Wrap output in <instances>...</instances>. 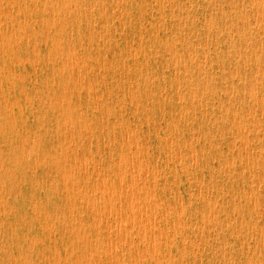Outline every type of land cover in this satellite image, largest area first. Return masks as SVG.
Listing matches in <instances>:
<instances>
[{"label": "rangeland", "instance_id": "1", "mask_svg": "<svg viewBox=\"0 0 264 264\" xmlns=\"http://www.w3.org/2000/svg\"><path fill=\"white\" fill-rule=\"evenodd\" d=\"M44 1L45 0H0V31H2L0 32V92H2V94L0 93V264H255L256 262V264H259V262L260 264H264V245L262 244L264 242V211H262L264 210V0H144V3L143 0H89L88 2L87 0H81V2H79L80 0ZM168 1H170L171 6ZM10 2L12 3L10 4ZM135 2L136 4H134ZM17 6L19 8H17ZM51 6H53L52 9ZM67 10L69 11L67 12ZM3 16H6V18ZM260 19L261 23L259 22ZM26 21L29 24H26ZM30 22H32V24ZM149 22H151L153 26ZM165 36H167V38ZM45 38L48 41H46ZM155 46L158 48L156 49ZM58 48L59 50L62 49L60 50V54ZM127 48L129 50H127ZM170 48L172 49L171 52ZM175 48H177V50ZM87 50L89 52H86ZM142 50L144 52H142ZM149 53L150 55H148ZM71 58L74 61L71 62ZM86 63L89 64L87 65ZM99 64L102 65L100 66ZM183 83L185 86H183ZM140 87L143 89L141 90ZM108 90L109 92H107ZM62 91L64 92L62 93ZM99 93L101 95H99ZM67 94H69V97ZM79 96L80 98H78ZM168 99L170 100L168 101ZM142 101L144 102L143 104ZM154 104L156 105L153 106ZM212 104L213 106H211ZM181 105H183V107ZM11 111L13 113H11ZM231 114L234 115L232 116ZM106 120L107 122H105ZM82 123L85 125H82ZM178 128L180 129L178 130ZM66 129L67 131H65ZM118 130L121 132L119 133ZM222 132L224 134H221ZM61 134L64 137H61ZM192 137L194 140H192ZM79 139H81V141ZM220 139L223 140L221 141ZM145 140L147 143H144L146 142ZM169 140H171V142ZM73 144H76L75 148ZM21 146L23 148H21ZM26 150L29 151V154ZM227 150L231 152L228 153ZM169 151H171V153ZM208 152H211V154ZM65 154H68L66 155L67 157H65ZM241 156L244 157V160ZM64 159H66V161H64ZM34 160L40 162L38 163ZM107 163L111 166L109 167ZM210 166H212V168ZM216 167L217 169H214ZM83 170L86 172H83ZM147 170L149 172H147ZM93 171L96 174H93ZM127 173H129V175ZM99 176L102 177L100 178ZM122 180L124 182H122ZM223 184H225V186ZM244 202L246 204H244ZM227 215H229V217ZM186 216L188 218H186ZM96 219L99 220L97 221ZM125 219H127L128 222ZM119 223H121V225ZM130 223L134 225L131 226ZM140 223L141 226L139 225ZM147 223L149 225H147ZM198 237L199 239H196ZM154 239L157 240V243ZM105 240H107V242ZM85 247L86 249L84 250ZM152 247L155 248L153 249ZM158 247L159 249H157ZM133 248H135V250ZM129 252L132 253L129 254ZM166 253L168 254L166 255ZM84 257L86 259H84Z\"/></svg>", "mask_w": 264, "mask_h": 264}, {"label": "bare ground", "instance_id": "2", "mask_svg": "<svg viewBox=\"0 0 264 264\" xmlns=\"http://www.w3.org/2000/svg\"><path fill=\"white\" fill-rule=\"evenodd\" d=\"M3 1H4V0H3ZM5 1H6V0H5ZM10 1H11V0H10ZM12 1H13V0H12ZM22 1H23V0H22ZM45 1H46V0H45ZM45 1H44V2H45ZM60 1H61V0H60ZM78 1H79V0H78ZM88 1H89V0H87V2H88ZM105 1H106V0H105ZM120 1H121V0H120ZM227 1H228V0H227ZM253 1H254V0H253ZM256 1H258V0H256ZM8 2H9V1H8ZM16 2H17V1H16ZM64 2H65V1H64ZM72 2H73V1H72ZM79 2H81V0H80ZM82 2H84V1H82ZM123 2H125V1H123ZM146 2H147V1H146ZM148 2H150V1H148ZM156 2H157V1H156ZM168 2L170 3V1H168ZM190 2H191V1H190ZM223 2H224V1H223ZM2 3H3V2H2ZM2 3H1V4H2ZM11 3H12V2H10V4H11ZM22 3H23V2H22ZM41 3H42V2H41ZM48 3H49V2H48ZM56 3H57V2H56ZM112 3H113V2H112ZM125 3H126V2H125ZM143 3H144V0H143ZM257 3H258V2H257ZM6 4H7V3H6ZM14 4H15V3H14ZM16 4H17V3H16ZM43 4H44V3H43ZM72 4H73V3H72ZM116 4H117V3H116ZM134 4H136V2H135ZM147 4H148V3H147ZM27 5H28V4H27ZM27 5H26V6H27ZM50 5H51V3H50ZM53 5H54V4H53ZM87 5H88V4H87ZM91 5H92V4H91ZM95 5H96V2H95ZM120 5H121V4H120ZM139 5H140V4H139ZM158 5H159V4H158ZM182 5H183V4H182ZM191 5H192V4H191ZM227 5H228V4H227ZM11 6H12V5H11ZM28 6H29V5H28ZM35 6H36V4H35ZM35 6H34V7H35ZM66 6H67V4H66ZM70 6H71V2H70ZM76 6H77V5H76ZM101 6H102V5H101ZM104 6H105V5H104ZM108 6H109V5H108ZM145 6H146V5H145ZM150 6H151V5H150ZM150 6H149V8H150ZM170 6H171V3H170ZM176 6H177V4H176ZM180 6H181V5H180ZM260 6H261V5H260ZM52 7H53V6H51V9H52ZM83 7H84V6H83ZM133 7H134V6H133ZM168 7H169V6H168ZM174 7H175V6H174ZM174 7H173V8H174ZM197 7H198V6H197ZM241 7H242V6H241ZM247 7H248V6H247ZM17 8H19V7L17 6ZM25 8H26V7H25ZM31 8H32V7H31ZM64 8H65V7H64ZM69 8H70V7H69ZM85 8H86V7H85ZM85 8H84V9H85ZM95 8H96V7H95ZM152 8H153V7H152ZM1 9H2V8H1ZM45 9H46V8H45ZM65 9H66V8H65ZM89 9H90V8H89ZM97 9H98V8H97ZM102 9H103V8H102ZM163 9H164V7H163ZM180 9H181V8H180ZM6 10H7V9H6ZM13 10H14V9H13ZM36 10H37V9H36ZM61 10H62V9H61ZM124 10H125V9H124ZM140 10H141V9H140ZM142 10H143V9H142ZM144 10H145V9H144ZM150 10H151V9H150ZM233 10H234V9H233ZM233 10H232V12H233ZM254 10H255V9H254ZM261 10H262V9H261ZM0 11H1V10H0ZM24 11H25V10H24ZM28 11H29V8H28ZM62 11H63V10H62ZM68 11H69V10H67V12H68ZM76 11H77V10H76ZM90 11H91V10H90ZM106 11H107V10H106ZM108 11H109V10H108ZM113 11H114V10H113ZM246 11H247V10H246ZM11 12H12V11H11ZM18 12H19V11H18ZM22 12H23V11H22ZM60 12H61V11H60ZM86 12H87V11H86ZM96 12H97V11H96ZM101 12H102V11H101ZM101 12H100V13H101ZM6 13H7V12H6ZM8 13H9V12H8ZM34 13H35V12H34ZM46 13H47V12H46ZM57 13H58V12H57ZM64 13H65V12H64ZM78 13H79V12H78ZM84 13H85V12H84ZM139 13H140V12H139ZM141 13H142V12H141ZM159 13H160V12H159ZM250 13H251V12H250ZM2 14H3V13H2ZM17 14H18V13H17ZM22 14H23V13H22ZM26 14H27V13H26ZM30 14H31V13H30ZM55 14H56V13H55ZM58 14H59V13H58ZM85 14H86V13H85ZM105 14H106V13H105ZM115 14H116V13H115ZM131 14H132V13H131ZM144 14H145V13H144ZM201 14H202V13H201ZM211 14H212V13H211ZM222 14H223V13H222ZM11 15H12V14H11ZM51 15H52V14H51ZM78 15H79V14H78ZM80 15H81V14H80ZM87 15H88V14H87ZM94 15H95V14H94ZM106 15H107V14H106ZM150 15H151V14H150ZM155 15H156V14H155ZM208 15H209V14H208ZM56 16H57V15H56ZM75 16H77V15H75ZM85 16H86V15H85ZM88 16H89V15H88ZM91 16H92V15H91ZM126 16H127V15H126ZM202 16H203V15H202ZM226 16H227V15H226ZM3 17L6 18V16H3ZM29 17H31V16H29ZM42 17H43V16H42ZM54 17H55V16H54ZM66 17H67V15H66ZM68 17H70V16H68ZM100 17H101V16H100ZM104 17H106V16H104ZM227 17H228V16H227ZM258 17H259V16H258ZM61 18H62V17H61ZM161 18H162V17H161ZM189 18H190V17H189ZM197 18H198V16H197ZM11 19H12V18H11ZM19 19H20V18H19ZM52 19H53V17H52ZM58 19H59V18H58ZM80 19H81V17H80ZM106 19H107V18H106ZM156 19H157V18H156ZM261 19H262V17H261ZM261 19L259 20L260 23H261ZM9 20H10V19H9ZM42 20H43V19H42ZM45 20H47V19H45ZM55 20H56V19H55ZM55 20H54V21H55ZM95 20H96V19H95ZM101 20H102V19H101ZM104 20H105V19H104ZM126 20H127V19H126ZM126 20H125V21H126ZM157 20H158V19H157ZM178 20H179V19H178ZM204 20H205V19H204ZM11 21H12V20H11ZM15 21H17V20H15ZM27 21H28V20H27ZM27 21H26V22H27ZM57 21H58V20H57ZM61 21H62V20H61ZM61 21H60V22H61ZM112 21H113V20H112ZM180 21H181V20H180ZM23 22H24V21H23ZM66 22H67V20H66ZM66 22H65V23H66ZM74 22H75V21H74ZM74 22H73V23H74ZM96 22H97V21H96ZM162 22H163V21H162ZM175 22H176V21H175ZM178 22H179V21H178ZM191 22H192V20H191ZM246 22H247V21H246ZM0 23H1V22H0ZM12 23H13V22H12ZM30 23L32 24V22H30ZM46 23H47V22H46ZM79 23H80V21H79ZM85 23H86V22H85ZM101 23H102V22H101ZM118 23H120V22H118ZM130 23H131V22H130ZM149 23L151 24V22H149ZM260 23H259V24H260ZM16 24H17V23H16ZM26 24H29V23L27 22ZM53 24H54V23H53ZM57 24H58V23H57ZM68 24H69V23H68ZM88 24H89V23H88ZM92 24H93V23H92ZM113 24H114V23H113ZM116 24H117V23H116ZM122 24H123V23H122ZM143 24H144V23H143ZM0 25H1V24H0ZM101 25H102V24H101ZM114 25H115V24H114ZM132 25H133V24H132ZM151 25H152V24H151ZM8 26H9V25H8ZM22 26H23V25H22ZM22 26H21V27H22ZM30 26H31V25H30ZM47 26H48V25H47ZM47 26H46V27H47ZM52 26H53V25H52ZM65 26H66V25H65ZM70 26H71V25H70ZM84 26H85V25H84ZM117 26H118V25H117ZM149 26H150V25H149ZM152 26H153V25H152ZM186 26H187V25H186ZM196 26H197V25H196ZM231 26H232V25H231ZM19 27H20V26H19ZM33 27H34V26H33ZM33 27H32V28H33ZM41 27H42V25H41ZM60 27H61V26H60ZM60 27H59V29H60ZM66 27H67V26H66ZM99 27H100V26H99ZM111 27H112V26H111ZM138 27H139V26H138ZM205 27H206V26H205ZM237 27H238V26H237ZM6 28H7V27H6ZM11 28H12V27H11ZM15 28H16V27H15ZM26 28H27V27H26ZM28 28H29V26H28ZM30 28H31V27H30ZM50 28H51V27H50ZM61 28H62V27H61ZM69 28H70V27H69ZM80 28H81V27H80ZM80 28H79V29H80ZM108 28H109V26H108ZM155 28H156V27H155ZM180 28H181V27H180ZM227 28H228V27H227ZM19 29H21V28H19ZM23 29H24V28H23ZM43 29H44V28H43ZM54 29H55V28H54ZM66 29H68V28H66ZM121 29H122V28H121ZM138 29H139V28H138ZM146 29H147V28H146ZM157 29H158V28H157ZM165 29H166V28H165ZM52 30H53V29H52ZM57 30H58V29H57ZM139 30H140V29H139ZM162 30H163V29H162ZM162 30H161V31H162ZM169 30H170V29H169ZM5 31H6V30H5ZM17 31H18V30H17ZM23 31H24V30H23ZM47 31H48V30H47ZM90 31H91V30H90ZM101 31H103V30H101ZM116 31H117V30H116ZM157 31H158V30H157ZM225 31H226V30H225ZM230 31H231V29H230ZM0 32H2V31H0ZM13 32H14V31H13ZM24 32H25V31H24ZM35 32H36V31H35ZM45 32H46V31H45ZM62 32H63V31H62ZM68 32H69V31H68ZM68 32H67V33H68ZM71 32H72V31H71ZM99 32H100V31H99ZM163 32H164V31H163ZM11 33H12V32H11ZM14 33H15V32H14ZM32 33H33V32H32ZM40 33H41V32H40ZM40 33H39V34H40ZM53 33H54V32H53ZM53 33H52V34H53ZM59 33H60V32H59ZM59 33H58V34H59ZM78 33H79V32H78ZM91 33H92V32H91ZM110 33H111V32H110ZM157 33H158V32H157ZM25 34H26V33H25ZM28 34H29V33H28ZM33 34H34V33H33ZM46 34H47V33H46ZM71 34H72V33H71ZM95 34H96V32H95ZM119 34H120V33H119ZM170 34H171V33H170ZM5 35H6V34H5ZM5 35H4V36H5ZM19 35H20V34H19ZM36 35H38V34H36ZM66 35H67V34H66ZM88 35H89V34H88ZM156 35H157V34H156ZM173 35H175V34H173ZM0 36H1V35H0ZM33 36H34V35H33ZM58 36H59V35H58ZM60 36H61V35H60ZM63 36H64V35H63ZM67 36H69V35H67ZM175 36H176V35H175ZM8 37H11V36H8ZM23 37H24V36H23ZM56 37H57V36H56ZM88 37H89V36H88ZM92 37H93V36H92ZM99 37H100V36H99ZM126 37H127V36H126ZM165 37L167 38V36H165ZM233 37H234V36H233ZM0 38H1V37H0ZM13 38H14V37H13ZM19 38H21V37H19ZM59 38H60V37H59ZM63 38H64V37H63ZM70 38H71V37H70ZM86 38H87V37H86ZM172 38H173V37H172ZM247 38H248V37H247ZM35 39H36V38H35ZM102 39H103V38H102ZM104 39H105V38H104ZM107 39H108V37H107ZM107 39H106V40H107ZM121 39H122V38H121ZM121 39H120V40H121ZM7 40H8V38H7ZM7 40H6V41H7ZM18 40H19V39H18ZM25 40H26V39H25ZM42 40H43V39H42ZM45 40H46V38H45ZM50 40H51V38H50ZM69 40H70V39H69ZM94 40H95V39H94ZM129 40H130V39H129ZM171 40H172V39H171ZM181 40H182V39H181ZM183 40H184V39H183ZM188 40H189V39H188ZM2 41H3V40H2ZM14 41H15V40H14ZM14 41H13V42H14ZM46 41H48V40H46ZM58 41H59V40H58ZM80 41H82V40H80ZM84 41H85V40H84ZM84 41H83V42H84ZM88 41H89V40H88ZM110 41H111V40H110ZM116 41H117V40H116ZM139 41H140V39H139ZM139 41H138V42H139ZM174 41H175V40H174ZM197 41H198V40H197ZM204 41H205V40H204ZM216 41H217V40H216ZM15 42H16V41H15ZM15 42H14V43H15ZM61 42H62V41H61ZM70 42H71V41H70ZM86 42H87V41H86ZM89 42H90V41H89ZM98 42H99V41H98ZM147 42H148V41H147ZM152 42H153V41H152ZM166 42H167V41H166ZM66 43H67V42H66ZM74 43H75V42H74ZM84 43H85V42H84ZM139 43H140V42H139ZM156 43H157V42H156ZM180 43H181V42H180ZM180 43H179V44H180ZM18 44H19V42H18ZM27 44H28V43H27ZM166 44H167V43H166ZM197 44H198V43H197ZM245 44H246V42H245ZM10 45H12V44H10ZM13 45H14V44H13ZM66 45H67V44H66ZM76 45H77V44H76ZM86 45H89V44H86ZM113 45H114V44H113ZM134 45H135V44H134ZM151 45H153V44H151ZM171 45H172V44H171ZM188 45H189V44H188ZM205 45H206V44H205ZM19 46H20V45H19ZM64 46H65V45H64ZM77 46H78V45H77ZM79 46H80V44H79ZM96 46H97V45H96ZM101 46H102V45H101ZM107 46H108V45H107ZM109 46H110V45H109ZM109 46H108V47H109ZM136 46H137V45H136ZM202 46H203V45H202ZM2 47H3V45H2ZM8 47H9V45H8ZM25 47H26V46H25ZM54 47H56V46H54ZM98 47H99V46H98ZM110 47H111V46H110ZM112 47H113V46H112ZM121 47H122V46H121ZM132 47H133V46H132ZM138 47H139V46H138ZM143 47H144V46H143ZM155 47H156V46H155ZM179 47H180V45H179ZM184 47H185V46H184ZM195 47H196V46H195ZM217 47H218V46H217ZM62 48H63V47H62ZM84 48H85V47H84ZM93 48H94V47H93ZM129 48H130V46H129ZM157 48H158V47H156V49H157ZM167 48H168V47H167ZM186 48H187V47H186ZM196 48H197V47H196ZM201 48H202V47H201ZM208 48H209V47H208ZM208 48H207V49H208ZM215 48H216V47H215ZM10 49H11V48H10ZM15 49H16V48H15ZM67 49H68V48H67ZM72 49H73V48H72ZM86 49H87V48H86ZM101 49H102V47H101ZM131 49H132V48H131ZM175 49L177 50V48H175ZM182 49H183V48H182ZM202 49H203V48H202ZM4 50H5V49H4ZM34 50H35V49H34ZM48 50H50V49H48ZM51 50H52V49H51ZM58 50H59V48H58ZM58 50H57V51H58ZM60 50H62V49H60ZM60 50L58 51L59 54H60ZM68 50H69V49H68ZM68 50H67V51H68ZM102 50H103V49H102ZM127 50H129V49L127 48ZM135 50H136V49H135ZM135 50H134V51H135ZM171 50H172V49L170 48V52H171ZM1 51H2V50H1ZM11 51H12V50H11ZM24 51H25V50H24ZM37 51H38V50H37ZM67 51H66V52H67ZM73 51H74V50H73ZM95 51H96V50H95ZM140 51H141V50H140ZM155 51H156V50H155ZM160 51H161V50H160ZM180 51H181V50H180ZM209 51H211V50H209ZM260 51H261V49H260ZM21 52H22V50H21ZM86 52H89V51L87 50ZM100 52H101V51H100ZM112 52H113V51H112ZM142 52H144V51L142 50ZM185 52H186V51H185ZM187 52H188V51H187ZM190 52H191V51H190ZM201 52H202V51H201ZM47 53H48V52H47ZM108 53H109V52H108ZM132 53H133V52H132ZM139 53H140V52H139ZM176 53H177V52H176ZM202 53H203V52H202ZM202 53H201V54H202ZM55 54H56V51H55ZM68 54H69V53H68ZM124 54H125V53H124ZM129 54H130V53H129ZM140 54H142V53H140ZM155 54H157V53H155ZM194 54H195V52H194ZM196 54H197V53H196ZM84 55H85V54H84ZM90 55H91V53H90ZM125 55H126V54H125ZM142 55H143V54H142ZM148 55H150V53H149ZM185 55H186V54H185ZM211 55H212V54H211ZM17 56H18V55H17ZM17 56H16V57H17ZM47 56H48V55H47ZM50 56H51V55H50ZM56 56H57V55H56ZM58 56H59V55H58ZM61 56H62V55H61ZM74 56H75V55H74ZM87 56H88V55H87ZM91 56H92V55H91ZM100 56H101V55H100ZM103 56H104V54H103ZM137 56H138V55H137ZM143 56H144V55H143ZM145 56H146V55H145ZM164 56H165V55H164ZM178 56H180V55H178ZM192 56H194V55H192ZM217 56H218V54H217ZM19 57H20V56H19ZM27 57H28V56H27ZM52 57H53V56H52ZM59 57H60V56H59ZM62 57H63V56H62ZM77 57H78V56H77ZM80 57H81V56H80ZM110 57H112V56H110ZM161 57H162V56H161ZM170 57H171V56H170ZM172 57H173V56H172ZM181 57H182V56H181ZM207 57H208V55H207ZM36 58H37V56H36ZM56 58H57V57H56ZM74 58H75V57H74ZM84 58H85V56H84ZM100 58H101V57H100ZM105 58H106V55H105ZM115 58H116V57H115ZM118 58H119V57H118ZM137 58H138V57H137ZM173 58H174V57H173ZM194 58H195V57H194ZM197 58H198V57H197ZM220 58H221V57H220ZM46 59H47V58H46ZM49 59H51V58H49ZM59 59H60V58H59ZM65 59H66V57H65ZM79 59H81V58H79ZM97 59H98V58H97ZM97 59H96V60H97ZM108 59H109V58H108ZM127 59H128V58H127ZM132 59H134V58H132ZM166 59H167V58H166ZM195 59H196V58H195ZM202 59H203V58H202ZM209 59H210V58H209ZM230 59H232V58H230ZM25 60H26V59H25ZM27 60H28V59H27ZM37 60H38V59H37ZM42 60H43V59H42ZM47 60H48V59H47ZM57 60H58V59H57ZM70 60H71V62L74 61V60H72V58H71ZM120 60H121V59H120ZM143 60H144V59H143ZM145 60H146V59H145ZM145 60H144V61H145ZM158 60H159V59H158ZM191 60H192V59H191ZM197 60H198V59H197ZM207 60H208V59H207ZM217 60H218V59H217ZM9 61H10V60H9ZM11 61H12V60H11ZM16 61H17V60H16ZM28 61H29V60H28ZM28 61H27V62H28ZM32 61H33V60H32ZM32 61H30V62H32ZM61 61H62V60H61ZM66 61H67V60H66ZM109 61H111V60H109ZM123 61H124V60H123ZM146 61H147V60H146ZM153 61H154V60H153ZM165 61H166V60H165ZM43 62H44V61H43ZM53 62H54V61H53ZM53 62H52V63H53ZM63 62H64V60H63ZM68 62H70V61H68ZM80 62H81V60H80ZM121 62H122V61H121ZM155 62H156V61H155ZM155 62H154V63H155ZM192 62H193V61H192ZM203 62H204V61H203ZM227 62H228V61H227ZM18 63H19V61H18ZM77 63H78V62H77ZM83 63H84V62H83ZM150 63H151V62H150ZM198 63H199V62H198ZM234 63H235V62H234ZM2 64H3V63H2ZM64 64H65V63H64ZM73 64H74V63H73ZM86 64H87V63H86ZM88 64H89V63H88ZM88 64H87V65H88ZM97 64H98V62H97ZM105 64H106V62H105ZM108 64H109V63H108ZM151 64H152V63H151ZM155 64H156V63H155ZM165 64H166V63H165ZM22 65H24V64H22ZM40 65H41V64H40ZM83 65H84V64H83ZM99 65H100V64H99ZM101 65H102V64H101ZM101 65H100V66H101ZM123 65H124V64H123ZM123 65H122V66H123ZM157 65H158V64H157ZM159 65H160V62H159ZM178 65H179V64H178ZM209 65H210V64H209ZM13 66H14V65H13ZM81 66H82V65H81ZM91 66H92V65H91ZM91 66H90V67H91ZM96 66H97V65H96ZM100 66H99V67H100ZM113 66H114V65H113ZM162 66H163V65H162ZM164 66H165V65H164ZM167 66H168V65H167ZM190 66H191V65H190ZM201 66H202V65H201ZM204 66H205V64H204ZM36 67H37V66H36ZM52 67H53V66H52ZM64 67H65V66H64ZM88 67H89V66H88ZM118 67H119V66H118ZM174 67H175V66H174ZM216 67H217V66H216ZM227 67H228V65H227ZM246 67H247V66H246ZM255 67H256V66H255ZM92 68H93V67H92ZM116 68H117V66H116ZM200 68H201V67H200ZM209 68H210V67H209ZM209 68H208V69H209ZM249 68H250V67H249ZM257 68H258V67H257ZM2 69H3V67H2ZM53 69H54V68H53ZM83 69H84V68H83ZM85 69H86V68H85ZM100 69H101V68H100ZM100 69H99V70H100ZM109 69H110V68H109ZM125 69H126V68H125ZM140 69H141V68H140ZM171 69H172V68H171ZM177 69H179V68H177ZM187 69H188V68H187ZM189 69H190V68H189ZM215 69H216V68H215ZM227 69H228V68H227ZM61 70H62V69H61ZM70 70H71V68H70ZM99 70H98V71H99ZM138 70H139V69H138ZM173 70H174V69H173ZM181 70H182V69H181ZM196 70H197V69H196ZM202 70H203V69H202ZM218 70H219V69H218ZM261 70H262V69H261ZM13 71H14V70H13ZM34 71H35V68H34ZM52 71H53V70H52ZM58 71H59V70H58ZM62 71H63V70H62ZM65 71H66V70H65ZM104 71H106V70H104ZM117 71H118V70H117ZM119 71H120V70H119ZM134 71H135V70H134ZM136 71H137V70H136ZM179 71H180V70H179ZM221 71H222V70H221ZM226 71H227V70H226ZM26 72H27V71H26ZM71 72H72V71H71ZM73 72H74V71H73ZM125 72H127V71H125ZM137 72H139V71H137ZM137 72H136V73H137ZM145 72H146V70H145ZM149 72H150V71H149ZM180 72H181V71H180ZM197 72H198V71H197ZM228 72H229V71H228ZM247 72H248V70H247ZM251 72H252V71H251ZM263 72H264V71H263ZM76 73H77V72H76ZM80 73H81V72H80ZM91 73H92V72H91ZM91 73H90V74H91ZM94 73H95V72H94ZM117 73H118V72H117ZM162 73H163V72H162ZM168 73H169V72H168ZM223 73H224V72H223ZM235 73H236V72H235ZM237 73H239V72H237ZM61 74H62V73H61ZM70 74H72V73H70ZM86 74H87V73H86ZM95 74H96V73H95ZM146 74H147V73H146ZM156 74H157V73H156ZM199 74H201V73H199ZM207 74H208V73H207ZM259 74H260V73H259ZM261 74H262V73H261ZM263 74H264V73H263ZM66 75H67V74H66ZM72 75H73V74H72ZM84 75H85V74H84ZM138 75H139V74H138ZM183 75H184V74H183ZM216 75H217V74H216ZM220 75H221V74H220ZM224 75H225V73H224ZM231 75H232V74H231ZM16 76H17V74H16ZM28 76H29V75H28ZM52 76H53V75H52ZM91 76H92V75H91ZM96 76H97V75H96ZM102 76H103V75H102ZM109 76H110V75H109ZM120 76H121V75H120ZM127 76H128V75H127ZM131 76H132V75H131ZM162 76H163V75H162ZM184 76H185V75H184ZM190 76H191V75H190ZM192 76H193V75H192ZM237 76H238V75H237ZM237 76H236V77H237ZM262 76H263V75H262ZM14 77H15V75H14ZM20 77H21V76H20ZM29 77H30V76H29ZM56 77H57V76H56ZM62 77H63V76H62ZM69 77H70V76H69ZM78 77H79V76H78ZM86 77H87V75H86ZM135 77H136V76H135ZM140 77H141V76H140ZM210 77H212V76H210ZM210 77H209V78H210ZM218 77H219V76H218ZM244 77H245V76H244ZM247 77H248V76H247ZM34 78H35V77H34ZM51 78H52V77H51ZM64 78H66V77H64ZM79 78H80V77H79ZM82 78H85V77H82ZM131 78H132V77H131ZM131 78H130V79H131ZM141 78H142V77H141ZM148 78H149V77H148ZM162 78H163V77H162ZM168 78H169V77H168ZM183 78H184V77H183ZM187 78H188V77H187ZM193 78H194V77H193ZM212 78H213V77H212ZM231 78H232V77H231ZM251 78H252V77H251ZM262 78H263V77H262ZM262 78H261V79H262ZM67 79H68V78H67ZM91 79H92V78H91ZM118 79H119V78H118ZM127 79H128V78H127ZM150 79H151V78H150ZM175 79H176V78H175ZM203 79H204V78H203ZM219 79H220V78H219ZM240 79H241V78H240ZM257 79H258V78H257ZM57 80H58V79H57ZM62 80H63V79H62ZM76 80H77V79H76ZM87 80H88V79H87ZM95 80H96V79H95ZM121 80H122V79H121ZM143 80H144V79H143ZM147 80H148V79H147ZM201 80H202V79H201ZM223 80H224V79H223ZM227 80H231V79H227ZM237 80H238V79H237ZM129 81H130V80H129ZM166 81H167V80H166ZM183 81H184V80H183ZM214 81H215V80H214ZM29 82H30V81H29ZM75 82H76V81H75ZM97 82H98V81H97ZM121 82H122V81H121ZM138 82H139V81H138ZM199 82H200V81H199ZM204 82H207V81H204ZM209 82H211V81H209ZM263 82H264V81H263ZM22 83H23V82H22ZM36 83H37V82H36ZM76 83H77V82H76ZM82 83H83V80H82ZM113 83H114V82H113ZM116 83H117V82H116ZM134 83H135V82H134ZM141 83H142V82H141ZM147 83H148V82H147ZM149 83H150V82H149ZM181 83H182V82H181ZM190 83H191V82H190ZM211 83H212V82H211ZM238 83H239V82H238ZM250 83H251V82H250ZM258 83H259V82H258ZM53 84H54V83H53ZM63 84H64V82H63ZM77 84H78V83H77ZM88 84H89V83H88ZM106 84H107V83H106ZM125 84H126V83H125ZM167 84H168V83H167ZM183 84H184V83H183ZM191 84H192V83H191ZM204 84H205V83H204ZM225 84H226V83H225ZM248 84H249V81H248ZM261 84H262V82H261ZM45 85H46V84H45ZM51 85H52V84H51ZM57 85H58V84H57ZM90 85H91V84H90ZM94 85H95V83H94ZM103 85H104V84H103ZM103 85H102V86H103ZM122 85H123V84H122ZM145 85H146V84H145ZM163 85H164V84H163ZM173 85H174V84H173ZM181 85H182V84H181ZM200 85H201V84H200ZM200 85H199V86H200ZM215 85H216V84H215ZM243 85H244V84H243ZM263 85H264V84H263ZM13 86H14V85H13ZM33 86H34V85H33ZM63 86H64V85H63ZM66 86H67V84H66ZM176 86H177V85H176ZM183 86H185V84H184ZM196 86H197V85H196ZM203 86H204V85H203ZM208 86H209V84H208ZM247 86H249V85H247ZM251 86H252V85H251ZM256 86H257V85H256ZM260 86H261V85H260ZM45 87H46V86H45ZM51 87H52V86H51ZM51 87H50V88H51ZM83 87H84V85H83ZM88 87H89V86H88ZM92 87H93V86H92ZM92 87H91V88H92ZM103 87H104V86H103ZM123 87H124V86H123ZM151 87H152V86H151ZM163 87H164V86H163ZM192 87H193V85H192ZM204 87H205V86H204ZM46 88H47V87H46ZM64 88H65V87H64ZM75 88H77V87H75ZM134 88H135V87H134ZM161 88H162V87H161ZM165 88H166V87H165ZM188 88H189V87H188ZM211 88H212V85H211ZM218 88H219V87H218ZM241 88H242V87H241ZM248 88H249V87H248ZM81 89H82V88H81ZM94 89H95V88H94ZM109 89H110V88H109ZM140 89H141V87H140ZM142 89H143V88H142ZM142 89H141V90H142ZM162 89H163V88H162ZM162 89H161V90H162ZM174 89H175V88H174ZM179 89H180V87H179ZM251 89H252V88H251ZM253 89H254V87H253ZM255 89H256V88H255ZM263 89H264V88H263ZM23 90H24V89H23ZM38 90H39V89H38ZM62 90H63V89H62ZM88 90H89V89H88ZM105 90H106V89H105ZM138 90H139V89H138ZM144 90H145V89H144ZM147 90H148V89H147ZM182 90H183V89H182ZM194 90H195V88H194ZM217 90H218V89H217ZM242 90H243V89H242ZM242 90H241V91H242ZM244 90H245V88H244ZM247 90H248V89H247ZM19 91H21V90H19ZM75 91H76V90H75ZM80 91H81V90H80ZM80 91H79V92H80ZM102 91H103V90H102ZM162 91H164V90H162ZM186 91H187V90H186ZM191 91H192V90H191ZM203 91H204V90H203ZM25 92H26V91H25ZM47 92H48V91H47ZM63 92H64V91H62V93H63ZM73 92H74V91H73ZM107 92H109V90H108ZM150 92H151V91H150ZM175 92H176V91H175ZM175 92H174V93H175ZM206 92H207V91H206ZM209 92H210V91H209ZM220 92H221V91H220ZM235 92H236V91H235ZM0 93L2 94V92H0ZM76 93H77V92H76ZM87 93H89V92H87ZM110 93H111V92H110ZM115 93H116V92H115ZM124 93H125V92H124ZM138 93H139V92H138ZM160 93H161V92H160ZM164 93H165V92H164ZM200 93H201V92H200ZM202 93H203V92H202ZM210 93H211V92H210ZM215 93H216V92H215ZM252 93H253V92H252ZM78 94H79V93H78ZM91 94H92V93H91ZM95 94H96V93H95ZM97 94H98V93H97ZM170 94H171V93H170ZM216 94H217V93H216ZM241 94H242V93H241ZM243 94H244V93H243ZM67 95H68V97H69V94H67ZM72 95H73V94H72ZM88 95H89V94H88ZM99 95H101V94L99 93ZM107 95H108V94H107ZM160 95H161V94H160ZM176 95H177V94H176ZM212 95H213V94H212ZM224 95H225V94H224ZM234 95H235V94H234ZM246 95H247V93H246ZM250 95H251V94H250ZM252 95H253V94H252ZM60 96H61V95H60ZM77 96H78V95H77ZM92 96H93V95H92ZM95 96H96V95H95ZM97 96H98V95H97ZM109 96H110V94H109ZM180 96H183V95H180ZM187 96H188V95H187ZM190 96H191V95H190ZM198 96H200V95H198ZM217 96H218V95H217ZM238 96H239V95H238ZM98 97H99V96H98ZM105 97H106V96H105ZM150 97H151V96H150ZM169 97H170V96H169ZM233 97H234V96H233ZM24 98H25V97H24ZM27 98H28V97H27ZM27 98H26V99H27ZM60 98H61V97H60ZM78 98H80V96H79ZM86 98H87V97H86ZM96 98H97V97H96ZM116 98H117V97H116ZM118 98H119V97H118ZM132 98H133V97H132ZM182 98H183V97H182ZM188 98H189V97H188ZM203 98H204V96H203ZM246 98H247V97H246ZM258 98H259V97H258ZM258 98H257V99H258ZM3 99H4V98H3ZM6 99H7V98H6ZM69 99H70V98H69ZM103 99H105V98H103ZM120 99H121V98H120ZM120 99H119V100H120ZM166 99H167V97H166ZM221 99H222V98H221ZM227 99H228V98H227ZM257 99H256V101H257ZM27 100H28V99H27ZM29 100H30V99H29ZM53 100H54V99H53ZM59 100H61V99H59ZM63 100H64V99H63ZM87 100H88V99H87ZM131 100H132V99H131ZM139 100H140V99H139ZM145 100H146V99H145ZM147 100H148V98H147ZM149 100H150V99H149ZM169 100H170V99H168V101H169ZM190 100H191V99H190ZM198 100H199V99H198ZM218 100H219V99H218ZM239 100H241V99H239ZM250 100H251V98H250ZM261 100H262V99H261ZM32 101H33V100H32ZM36 101H37V100H36ZM50 101H51V100H50ZM102 101H103V100H102ZM137 101H138V99H137ZM151 101H152V100H151ZM181 101H182V100H181ZM181 101H180V102H181ZM209 101H210V100H209ZM226 101H227V100H226ZM258 101H260V100H258ZM51 102H52V101H51ZM57 102H58V101H57ZM61 102H62V101H61ZM114 102H115V101H114ZM117 102H118V101H117ZM125 102H126V101H125ZM130 102H131V101H130ZM133 102H135V101H133ZM138 102H139V101H138ZM138 102H137V103H138ZM176 102H177V101H176ZM199 102H200V101H199ZM231 102H232V101H231ZM241 102H242V101H241ZM260 102H261V101H260ZM262 102H263V101H262ZM53 103H54V101H53ZM67 103H68V102H67ZM73 103H74V102H73ZM73 103H72V104H73ZM89 103H90V102H89ZM97 103H98V102H97ZM106 103H107V102H106ZM143 103H144V102L142 101V104H143ZM150 103H151V102H150ZM157 103H158V102H157ZM203 103H204V101H203ZM251 103H252V102H251ZM3 104H4V103H3ZM15 104H16V103H15ZM56 104H57V103H56ZM58 104H59V103H58ZM60 104H61V103H60ZM109 104H110V103H109ZM112 104H113V103H112ZM115 104H116V102H115ZM140 104H141V103H140ZM147 104H148V103H147ZM152 104H153V103H152ZM161 104H162V103H161ZM180 104H181V103H180ZM182 104H183V103H182ZM218 104H219V103H218ZM238 104H239V103H238ZM4 105H5V104H4ZM24 105H25V104H24ZM61 105H62V104H61ZM65 105H66V104H65ZM87 105H88V104H87ZM93 105H94V103H93ZM99 105H100V104H99ZM103 105H104V104H103ZM107 105H108V104H107ZM155 105H156V104H154L153 106H155ZM186 105H187V104H186ZM68 106H69V105H68ZM73 106H74V105H73ZM75 106H76V105H75ZM77 106H78V105H77ZM105 106H106V105H105ZM116 106H117V105H116ZM121 106H122V105H121ZM161 106H162V105H161ZM181 106L183 107V105H181ZM187 106H188V105H187ZM194 106H195V105H194ZM211 106H213V104H212ZM231 106H232V104H231ZM250 106H252V105H250ZM260 106H262V105H260ZM89 107H90V106H89ZM97 107H98V106H97ZM99 107H100V106H99ZM240 107H241V106H240ZM38 108H39V107H38ZM59 108H60V107H59ZM124 108H125V107H124ZM145 108H146V106H145ZM151 108H153V107H151ZM167 108H168V107H167ZM193 108H194V107H193ZM211 108H212V107H211ZM261 108H262V107H261ZM74 109H75V107H74ZM77 109H78V108H77ZM99 109H100V108H99ZM109 109H110V108H109ZM119 109H120V108H119ZM158 109H159V108H158ZM184 109H185V108H184ZM186 109H187V108H186ZM189 109H190V107H189ZM189 109H188V110H189ZM238 109H239V108H238ZM240 109H241V108H240ZM245 109H246V108H245ZM262 109H263V108H262ZM8 110H9V109H8ZM72 110H73V109H72ZM105 110H106V109H105ZM127 110H128V109H127ZM166 110H167V109H166ZM181 110H182V109H181ZM197 110H198V109H197ZM205 110H206V109H205ZM205 110H204V111H205ZM211 110H212V109H211ZM227 110H228V109H227ZM46 111H47V110H46ZM78 111H80V110H78ZM116 111H117V110H116ZM119 111H120V110H119ZM119 111H118V112H119ZM123 111H126V110H123ZM128 111H129V110H128ZM155 111H156V110H155ZM178 111H179V110H178ZM189 111H190V110H189ZM209 111H210V110H209ZM220 111H221V110H220ZM253 111H254V110H253ZM256 111H257V110H256ZM41 112H42V111H41ZM80 112H81V111H80ZM131 112H132V111H131ZM160 112H161V111H160ZM160 112H159V113H160ZM181 112H182V111H181ZM183 112H185V111H183ZM195 112H196V111H195ZM225 112H226V111H225ZM11 113H13V112L11 111ZM60 113H61V112H60ZM63 113H64V112H63ZM81 113H83V112H81ZM86 113H87V112H86ZM98 113H99V112H98ZM125 113H126V112H125ZM192 113H193V112H192ZM114 114H115V113H114ZM145 114H146V113H145ZM153 114H154V113H153ZM156 114H157V113H156ZM175 114H176V113H175ZM206 114H207V113H206ZM215 114H216V113H215ZM240 114H241V113H240ZM245 114H246V113H245ZM253 114H254V113H253ZM261 114H262V113H261ZM263 114H264V113H263ZM6 115H7V114H6ZM80 115H81V114H80ZM84 115H85V114H84ZM92 115H93V114H92ZM104 115H105V114H104ZM196 115H197V114H196ZM202 115H203V114H202ZM210 115H212V114H210ZM231 115H232V114H231ZM233 115H234V114H233ZM233 115H232V116H233ZM246 115H247V114H246ZM250 115H251V114H250ZM42 116H43V115H42ZM73 116H74V115H73ZM119 116H120V115H119ZM154 116H155V115H154ZM168 116H169V115H168ZM183 116H184V115H183ZM187 116H189V115H187ZM216 116H217V115H216ZM239 116H240V115H239ZM244 116H245V115H244ZM54 117H56V116H54ZM122 117H123V116H122ZM163 117H165V116H163ZM170 117H171V116H170ZM192 117H193V116H192ZM200 117H202V116H200ZM203 117H204V116H203ZM208 117H209V116H208ZM245 117H246V116H245ZM262 117H263V116H262ZM13 118H14V117H13ZM36 118H37V117H36ZM61 118H62V117H61ZM96 118H97V117H96ZM120 118H121V116H120ZM132 118H133V117H132ZM147 118H148V117H147ZM184 118H185V116H184ZM216 118H217V117H216ZM219 118H220V117H219ZM224 118H225V117H224ZM251 118H252V117H251ZM254 118H255V117H254ZM257 118H259V117H257ZM73 119H74V118H73ZM137 119H138V118H137ZM169 119H170V118H169ZM201 119H202V118H201ZM212 119H213V118H212ZM226 119H227V118H226ZM244 119H245V118H244ZM259 119H260V118H259ZM26 120H27V119H26ZM77 120H78V119H77ZM81 120H82V119H81ZM91 120H92V119H91ZM124 120H125V119H124ZM159 120H160V118H159ZM167 120H168V119H167ZM203 120H205V119H203ZM210 120H211V119H210ZM223 120H224V119H223ZM223 120H222V121H223ZM227 120H228V119H227ZM261 120H263V119H261ZM118 121H119V120H118ZM127 121H128V120H127ZM146 121H147V120H146ZM194 121H195V120H194ZM218 121H219V120H218ZM222 121H221V122H222ZM234 121H235V120H234ZM243 121H244V120H243ZM3 122H4V120H3ZM14 122H15V121H14ZM93 122H94V121H93ZM105 122H107V120H106ZM129 122H130V121H129ZM168 122H169V121H168ZM178 122H179V120H178ZM219 122H220V121H219ZM241 122H242V121H241ZM62 123H63V122H62ZM67 123H68V122H67ZM67 123H66V124H67ZM76 123H77V122H76ZM89 123H90V122H89ZM101 123H102V122H101ZM101 123H100V124H101ZM126 123H128V122H126ZM144 123H145V122H144ZM150 123H151V122H150ZM163 123H164V122H163ZM169 123H170V122H169ZM195 123H196V122H195ZM198 123H199V122H198ZM210 123H211V121H210ZM210 123H209V124H210ZM225 123H226V122H225ZM252 123H253V122H252ZM64 124H65V123H64ZM111 124H112V123H111ZM118 124H119V123H118ZM171 124H172V123H171ZM176 124H177V123H176ZM178 124H179V123H178ZM180 124H181V123H180ZM185 124H186V122H185ZM191 124H193V123H191ZM221 124H222V123H221ZM226 124H227V123H226ZM250 124H251V123H250ZM259 124H260V123H259ZM11 125H12V124H11ZM69 125H70V124H69ZM82 125H85V124L82 123ZM93 125H94V124H93ZM96 125H97V124H96ZM106 125H107V124H106ZM139 125H140V124H139ZM151 125H152V124H151ZM168 125H169V124H168ZM240 125H241V124H240ZM244 125L246 126L245 123H244ZM102 126H103V125H102ZM110 126H111V125H110ZM114 126H115V125H114ZM125 126H126V125H125ZM172 126H173V125H172ZM175 126H176V125H175ZM181 126H182V125H181ZM183 126H184V125H183ZM196 126H197V125H196ZM205 126H206V125H205ZM227 126H228V125H227ZM241 126H242V125H241ZM260 126H261V125H260ZM60 127H61V126H60ZM63 127H64V125H63ZM65 127H66V126H65ZM99 127H100V126H99ZM141 127H142V126H141ZM165 127H166V126H165ZM179 127H180V126H179ZM213 127H214V126H213ZM215 127H216V126H215ZM231 127H232V126H231ZM239 127H240V126H239ZM261 127H262V126H261ZM84 128H85V127H84ZM84 128H83V129H84ZM112 128H113V127H112ZM117 128H118V127H117ZM124 128H125V127H124ZM130 128H131V127H130ZM182 128H183V127H182ZM182 128H181V129H182ZM192 128H193V127H192ZM200 128H201V127H200ZM200 128H199V129H200ZM208 128H209V126H208ZM219 128H220V127H219ZM257 128H258V127H257ZM54 129H55V128H54ZM69 129H70V128H69ZM74 129H75V128H74ZM131 129H134V128H131ZM138 129H139V128H138ZM138 129H137V130H138ZM154 129H155V128H154ZM156 129H157V128H156ZM168 129H169V128H168ZM179 129H180V128H178V130H179ZM227 129H228V128H227ZM235 129H236V128H235ZM247 129H248V126H247ZM56 130H57V129H56ZM84 130H85V129H84ZM125 130H126V129H125ZM141 130H142V129H141ZM162 130H163V129H162ZM164 130H165V129H164ZM171 130H172V129H171ZM207 130H208V129H207ZM222 130H223V129H222ZM222 130H221V131H222ZM242 130H243V129H242ZM255 130H256V129H255ZM263 130H264V129H263ZM65 131H67V129H66ZM99 131H100V129H99ZM118 131H119V130H118ZM132 131H133V130H132ZM156 131H157V130H156ZM167 131H168V130H167ZM175 131H176V130H175ZM208 131H209V130H208ZM249 131H250V130H249ZM69 132H70V131H69ZM120 132H121V131H119V133H120ZM126 132H127V131H126ZM135 132H136V131H135ZM153 132H154V131H153ZM172 132H173V130H172ZM181 132H182V131H181ZM189 132H190V131H189ZM194 132H196V131H194ZM224 132H225V131H224ZM226 132H227V131H226ZM231 132H232V131H231ZM61 133H62V132H61ZM72 133H73V132H72ZM76 133H77V132H76ZM94 133H95V132H94ZM111 133H112V132H111ZM124 133H125V132H124ZM151 133H152V132H151ZM175 133H176V132H175ZM199 133H200V132H199ZM241 133H242V132H241ZM246 133H247V132H246ZM249 133H250V132H249ZM258 133H259V132H258ZM262 133H263V132H262ZM262 133H261V134H262ZM15 134H16V133H15ZM91 134H92V133H91ZM95 134H96V133H95ZM129 134H130V133H129ZM217 134H218V133H217ZM221 134H224V133L222 132ZM238 134H239V133H238ZM27 135H28V134H27ZM38 135H39V134H38ZM73 135H74V134H73ZM107 135H108V134H107ZM120 135H121V134H120ZM133 135H134V134H133ZM142 135H143V133H142ZM183 135H184V134H183ZM202 135H203V134H202ZM62 136H63V135L61 134V137H62ZM82 136H83V135H82ZM88 136H89V135H88ZM94 136H95V135H94ZM169 136H170V135H169ZM169 136H168V137H169ZM171 136H172V135H171ZM200 136H201V135H200ZM214 136H215V135H214ZM223 136H224V135H223ZM223 136H222V137H223ZM234 136H235V135H234ZM247 136H248V135H247ZM63 137H64V136H63ZM71 137H72V136H71ZM108 137H109V136H108ZM134 137H136V136H134ZM153 137H154V136H153ZM181 137H182V136H181ZM194 137H195V136H194ZM204 137H206V136H204ZM209 137H210V136H209ZM222 137H221V138H222ZM38 138H39V137H38ZM65 138H66V137H65ZM83 138H84V137H83ZM87 138H88V137H87ZM92 138H93V137H92ZM103 138H104V137H103ZM103 138H102V139H103ZM112 138H113V137H112ZM137 138H138V137H137ZM255 138H256V137H255ZM257 138H258V136H257ZM63 139H64V138H63ZM63 139H62V140H63ZM73 139H74V138H73ZM85 139H86V138H85ZM119 139H120V137H119ZM145 139H146V138H145ZM160 139H162V138H160ZM163 139H164V138H163ZM165 139H166V138H165ZM200 139H201V138H200ZM204 139H205V138H204ZM204 139H203V140H204ZM209 139H210V138H209ZM218 139H219V138H218ZM232 139H233V138H232ZM239 139H240V138H239ZM27 140H29V139H27ZM79 140L81 141V139H79ZM115 140H116V139H115ZM121 140H122V139H121ZM181 140H182V139H181ZM188 140H189V139H188ZM192 140H194L193 137H192ZM220 140H221V139H220ZM222 140H223V139H222ZM222 140H221V141H222ZM241 140H242V139H241ZM248 140H249V139H248ZM248 140H246V141H248ZM23 141H24V140H23ZM40 141H41V140H40ZM60 141H61V140H60ZM66 141H67V140H66ZM106 141H107V140H106ZM111 141H112V140H111ZM130 141H131V139H130ZM145 141H146V140H145ZM169 141L171 142V140H169ZM199 141H200V140H199ZM238 141H239V140H238ZM244 141H245V140H244ZM253 141H254V140H253ZM255 141H256V140H255ZM31 142H32V141H31ZM70 142H71V141H70ZM73 142H74V141H73ZM116 142H117V141H116ZM121 142H122V141H121ZM133 142H134V141H133ZM140 142H141V141H140ZM142 142H143V141H142ZM189 142H190V141H189ZM193 142H194V141H193ZM202 142H203V141H202ZM218 142H219V141H218ZM35 143H36V142H35ZM95 143H96V142H95ZM144 143H147V141L144 142ZM174 143H175V142H174ZM174 143H173V144H174ZM252 143H253V142H252ZM62 144H63V143H62ZM67 144H68V143H67ZM79 144H80V143H79ZM102 144H103V143H102ZM104 144H105V143H104ZM122 144H123V143H122ZM124 144H125V143H124ZM130 144H131V143H130ZM137 144H138V143H137ZM140 144H141V143H140ZM152 144H153V143H152ZM169 144H170V143H169ZM180 144H181V143H180ZM202 144H203V143H202ZM221 144H222V143H221ZM225 144H226V143H225ZM232 144H233V143H232ZM243 144H244V143H243ZM26 145H27V144H26ZM32 145H33V144H32ZM38 145H39V144H38ZM73 145H74V144H73ZM75 145H76V144H75ZM75 145H74V148H75ZM93 145H94V144H93ZM108 145H109V144H108ZM127 145H128V144H127ZM132 145H133V144H132ZM141 145H142V144H141ZM143 145H144V144H143ZM146 145H147V144H146ZM187 145H188V144H187ZM192 145H193V144H192ZM204 145H205V144H204ZM211 145H212V144H211ZM51 146H52V145H51ZM111 146H112V145H111ZM169 146H170V145H169ZM208 146H209V145H208ZM259 146H260V145H259ZM28 147H29V146H28ZM31 147H32V146H31ZM58 147H59V146H58ZM63 147H64V145H63ZM89 147H90V144H89ZM97 147H98V146H97ZM117 147H119V146H117ZM170 147H171V146H170ZM172 147H173V146H172ZM182 147H183V146H182ZM230 147H231V146H230ZM255 147H256V146H255ZM21 148H23V147L21 146ZM59 148H60V147H59ZM80 148H81V147H80ZM90 148H91V147H90ZM107 148H109V147H107ZM140 148H142V147H140ZM167 148H168V147H167ZM173 148H174V147H173ZM180 148H181V147H180ZM206 148H207V146H206ZM209 148H210V147H209ZM226 148H227V147H226ZM257 148H258V147H257ZM28 149H29V148H28ZM81 149H82V148H81ZM88 149H89V148H88ZM138 149H139V148H138ZM214 149H215V148H214ZM238 149H239V148H238ZM240 149H241V148H240ZM29 150H30V149H29ZM60 150H61V149H60ZM65 150H66V148H65ZM70 150H71V149H70ZM75 150H76V149H75ZM110 150H111V148H110ZM134 150H135V149H134ZM144 150H145V149H144ZM164 150H165V149H164ZM169 150H170V149H169ZM177 150H179V149H177ZM202 150H203V149H202ZM211 150H212V149H211ZM211 150H210V151H211ZM234 150H235V149H234ZM24 151H25V150H24ZM26 151H27V150H26ZM61 151H62V150H61ZM97 151H98V150H97ZM103 151H104V150H103ZM115 151H116V150H115ZM130 151H131V150H130ZM180 151H181V150H180ZM208 151H209V150H208ZM223 151H224V150H223ZM227 151H228V150H227ZM232 151H233V150H232ZM235 151H236V150H235ZM240 151H241V150H240ZM27 152H28V154H29V151H27ZM64 152H65V151H64ZM140 152H141V151H140ZM147 152H148V151H147ZM169 152L171 153V151H169ZM169 152H168V153H169ZM173 152H174V151H173ZM182 152H183V151H182ZM219 152H220V151H219ZM224 152H225V151H224ZM229 152H231V151H228V153H229ZM260 152H261V150H260ZM260 152H259V153H260ZM8 153H9V152H8ZM31 153H32V152H31ZM36 153H37V152H36ZM96 153H97V152H96ZM109 153H110V152H109ZM151 153H152V152H151ZM153 153H154V152H153ZM165 153H166V152H165ZM170 153H169V154H170ZM180 153H181V152H180ZM180 153H178V154H180ZM204 153H205V152H204ZM208 153H209V152H208ZM232 153H233V152H232ZM244 153H245V152H244ZM248 153H250V152H248ZM59 154H60V153H59ZM70 154H71V152H70ZM92 154H93V153H92ZM122 154H123V153H122ZM124 154H125V153H124ZM173 154H174V153H173ZM193 154H195V153H193ZM209 154H211V152H210ZM62 155H63V154H62ZM66 155H68V154H65V157H67ZM111 155H112V154H111ZM129 155H130V154H129ZM134 155H135V154H134ZM136 155H137V154H136ZM174 155H175V154H174ZM183 155H185V154H183ZM216 155H217V154H216ZM235 155H236V154H235ZM56 156H57V155H56ZM56 156H55V157H56ZM108 156H109V155H108ZM132 156H133V155H132ZM132 156H131V157H132ZM148 156H149V155H148ZM225 156H227V155H225ZM50 157H51V156H50ZM57 157H58V156H57ZM62 157H63V156H62ZM62 157H61V158H62ZM74 157H75V156H74ZM80 157H81V156H80ZM90 157H91V156H90ZM96 157H97V156H96ZM157 157H158V156H157ZM179 157H181V156H179ZM184 157H185V156H184ZM232 157H233V156H232ZM238 157H239V156H238ZM241 157H242V156H241ZM247 157H248V156H247ZM82 158H83V157H82ZM88 158H89V157H88ZM109 158H110V157H109ZM129 158H130V157H129ZM139 158H140V157H139ZM145 158H146V157H145ZM165 158H166V157H165ZM195 158H196V157H195ZM217 158H218V157H217ZM242 158H243V160H244V157H242ZM25 159H26V158H25ZM36 159H37V157H36ZM53 159H54V158H53ZM75 159H76V158H75ZM77 159H78V158H77ZM84 159H85V158H84ZM90 159H91V158H90ZM106 159H107V158H106ZM111 159H112V157H111ZM119 159H120V158H119ZM134 159H136V158H134ZM134 159H133V160H134ZM156 159H158V158H156ZM172 159H173V158H172ZM188 159H189V157H188ZM209 159H210V158H209ZM218 159H219V158H218ZM218 159H217V160H218ZM228 159H229V158H228ZM239 159H240V158H239ZM251 159H252V158H251ZM50 160H51V159H50ZM57 160H58V159H57ZM82 160H83V159H82ZM112 160H113V159H112ZM146 160H147V159H146ZM163 160H164V159H163ZM189 160H190V159H189ZM201 160H202V159H201ZM204 160H205V159H204ZM237 160H238V159H237ZM243 160H242V161H243ZM252 160H253V159H252ZM15 161H16V160H15ZM34 161H37V160H34ZM64 161H66V159H64ZM77 161H78V160H77ZM106 161H108V160H106ZM135 161H136V160H135ZM225 161H226V160H225ZM254 161H255V160H254ZM26 162H27V160H26ZM37 162H38V161H37ZM39 162H40V161H39ZM39 162H38V163H39ZM58 162H59V161H58ZM78 162H79V161H78ZM78 162H77V163H78ZM92 162H93V161H92ZM99 162H100V161H99ZM118 162H119V161H118ZM120 162H121V161H120ZM122 162H123V161H122ZM127 162H128V161H127ZM133 162H134V161H133ZM146 162H147V161H146ZM176 162H177V161H176ZM198 162H199V161H198ZM198 162H197V163H198ZM217 162H218V161H217ZM222 162H223V161H222ZM227 162H228V161H227ZM237 162H238V161H237ZM262 162H263V160H262ZM262 162H261V163H262ZM63 163H64V162H63ZM100 163H101V162H100ZM100 163H99V164H100ZM111 163H112V162H111ZM114 163H115V162H114ZM139 163H140V162H139ZM156 163H157V162H156ZM156 163H155V164H156ZM41 164H42V163H41ZM87 164H88V163H87ZM107 164H108V163H107ZM134 164H135V163H134ZM184 164H185V162H184ZM192 164H193V162H192ZM208 164H209V163H208ZM217 164H218V163H217ZM238 164H239V163H238ZM238 164H237V165H238ZM1 165H2V164H1ZM34 165H35V164H34ZM46 165H47V164H46ZM59 165H61V164H59ZM69 165H70V164H69ZM105 165H106V164H105ZM112 165H113V164H112ZM117 165H118V164H117ZM131 165H132V164H131ZM148 165H149V164H148ZM220 165H221V164H220ZM226 165H227V164H226ZM254 165H255V163H254ZM258 165H259V164H258ZM74 166H75V165H74ZM74 166H73V167H74ZM86 166H87V165H86ZM90 166H91V165H90ZM97 166H98V165H97ZM101 166H102V165H101ZM108 166H109V164H108ZM110 166H111V165H110ZM110 166H109V167H110ZM125 166H126V164H125ZM125 166H124V167H125ZM132 166H133V165H132ZM146 166H147V165H146ZM164 166H165V165H164ZM168 166H169V165H168ZM193 166H194V165H193ZM204 166H206V165H204ZM207 166H208V165H207ZM245 166H246V165H245ZM4 167H5V166H4ZM50 167H51V166H50ZM70 167H71V166H70ZM109 167H108V168H109ZM129 167H130V166H129ZM140 167H141V166H140ZM140 167H139V168H140ZM143 167H144V166H143ZM149 167H151V166H149ZM157 167H158V166H157ZM210 167L212 168V166H210ZM225 167H226V166H225ZM230 167H231V166H230ZM238 167H239V165H238ZM252 167H253V166H252ZM61 168H62V167H61ZM118 168H119V167H118ZM147 168H148V167H147ZM155 168H156V167H155ZM219 168H220V167H219ZM55 169H56V168H55ZM124 169H125V168H124ZM124 169H123V170H124ZM137 169H138V168H137ZM140 169H142V168H140ZM167 169H168V168H167ZM214 169H217V167L214 168ZM234 169H235V168H234ZM237 169H238V168H237ZM237 169H236V170H237ZM240 169H241V168H240ZM245 169H246V168H245ZM7 170H8V169H7ZM33 170H34V169H33ZM35 170H36V168H35ZM68 170H69V169H68ZM85 170H86V169H85ZM85 170H83V172H84ZM144 170H145V169H144ZM153 170H154V169H153ZM159 170H160V169H159ZM159 170H158V171H159ZM188 170H189V169H188ZM196 170H197V169H196ZM196 170H195V171H196ZM220 170H221V169H220ZM254 170H256V169H254ZM257 170H258V169H257ZM76 171H77V170H76ZM78 171H79V170H78ZM86 171H87V170H86ZM86 171H85V172H86ZM111 171H112V170H111ZM128 171H129V170H128ZM156 171H157V170H156ZM189 171H190V170H189ZM199 171H200V170H199ZM207 171H208V170H207ZM217 171H218V170H217ZM223 171H224V170H223ZM223 171H222V173H223ZM259 171H260V170H259ZM2 172H3V171H2ZM63 172H64V171H63ZM67 172H68V171H67ZM70 172H71V171H70ZM73 172H74V171H73ZM80 172H81V171H80ZM115 172H116V171H115ZM122 172H123V171H122ZM139 172H140V171H139ZM147 172H149V171L147 170ZM151 172H152V171H151ZM160 172H161V171H160ZM190 172H191V171H190ZM263 172H264V171H263ZM47 173H48V172H47ZM61 173H62V172H61ZM90 173H91V172H90ZM94 173H95V172L93 171V174H94ZM112 173H113V171H112ZM133 173H134V172H133ZM198 173H199V172H198ZM202 173H203V172H202ZM216 173H217V172H216ZM229 173H230V172H229ZM252 173H253V172H252ZM64 174H65V173H64ZM91 174H92V173H91ZM95 174H96V173H95ZM123 174H124V172H123ZM125 174H126V173H125ZM127 174L129 175V173H127ZM142 174H143V173H142ZM157 174H158V173H157ZM163 174H164V173H163ZM188 174H189V173H188ZM199 174H200V173H199ZM210 174H211V173H210ZM217 174H218V173H217ZM227 174H228V173H227ZM66 175H67V174H66ZM71 175H72V174H71ZM106 175H107V174H106ZM138 175H139V174H138ZM207 175H208V174H207ZM211 175H212V174H211ZM218 175H219V174H218ZM225 175H226V174H225ZM249 175H250V174H249ZM254 175H255V174H254ZM254 175H253V176H254ZM84 176H85V175H84ZM90 176H91V175H90ZM94 176H95V175H94ZM104 176H105V175H104ZM142 176H143V175H142ZM146 176H147V175H146ZM153 176H155V175H153ZM159 176H160V175H159ZM163 176H165V175H163ZM166 176H167V175H166ZM168 176H169V175H168ZM184 176H185V175H184ZM63 177H64V176H63ZM71 177H74V176H71ZM95 177H96V176H95ZM99 177H100V176H99ZM101 177H102V176H101ZM101 177H100V178H101ZM117 177H118V176H117ZM125 177H126V176H125ZM128 177H129V176H128ZM133 177H134V175H133ZM137 177H138V176H137ZM175 177H176V175H175ZM185 177H187V176H185ZM208 177H209V176H208ZM210 177H212V176H210ZM215 177H216V176H215ZM241 177H242V176H241ZM254 177H255V176H254ZM68 178H69V177H68ZM76 178H77V177H76ZM81 178H82V176H81ZM145 178H146V177H145ZM150 178H151V177H150ZM166 178H167V177H166ZM176 178H177V177H176ZM180 178H181V177H180ZM221 178H222V177H221ZM233 178H234V177H233ZM64 179H65V178H64ZM89 179H90V178H89ZM96 179H98V178H96ZM106 179H107V177H106ZM106 179H105V180H106ZM108 179H109V178H108ZM110 179H111V178H110ZM112 179H113V178H112ZM118 179H119V178H118ZM120 179H121V178H120ZM124 179H125V178H124ZM146 179H147V178H146ZM151 179H152V178H151ZM168 179H169V178H168ZM192 179H193V178H192ZM196 179H197V178H196ZM199 179H200V178H199ZM210 179H211V178H210ZM219 179H220V178H219ZM227 179H229V178H227ZM255 179H256V178H255ZM69 180H70V179H69ZM100 180H101V179H100ZM176 180H177V179H176ZM230 180H231V179H230ZM13 181H14V180H13ZM34 181H36V180H34ZM49 181H50V179H49ZM54 181H55V180H54ZM74 181H75V180H74ZM85 181H86V180H85ZM94 181H95V180H94ZM103 181H104V180H103ZM148 181H149V180H148ZM155 181H156V180H155ZM160 181H161V180H160ZM226 181H227V180H226ZM232 181H233V180H232ZM237 181H238V180H237ZM50 182H51V181H50ZM62 182H63V181H62ZM72 182H73V181H72ZM83 182H84V181H83ZM86 182H87V181H86ZM96 182H97V181H96ZM122 182H124V181L122 180ZM125 182H126V181H125ZM149 182H150V181H149ZM165 182H166V181H165ZM165 182H164V183H165ZM167 182H168V181H167ZM180 182H181V181H180ZM182 182H183V181H182ZM199 182H200V181H199ZM222 182H223V181H222ZM252 182H254V181H252ZM23 183H24V182H23ZM60 183H61V182H60ZM78 183H79V180H78ZM146 183H147V182H146ZM155 183H156V182H155ZM157 183H158V182H157ZM161 183H162V182H161ZM161 183H160V184H161ZM228 183H229V182H228ZM260 183H261V182H260ZM74 184H75V183H74ZM150 184H151V183H150ZM172 184H173V183H172ZM183 184H184V183H183ZM194 184H198V183H194ZM229 184H230V183H229ZM3 185H4V184H3ZM71 185H72V184H71ZM76 185H77V184H76ZM116 185H117V184H116ZM120 185H121V184H120ZM145 185H146V184H145ZM188 185H190V184H188ZM199 185H200V184H199ZM199 185H198V186H199ZM223 185L225 186V184H223ZM237 185H238V184H237ZM241 185H242V184H241ZM65 186H66V185H65ZM91 186H92V185H91ZM136 186H137V185H136ZM136 186H135V187H136ZM156 186H157V185H156ZM179 186H180V185H179ZM191 186H192V185H191ZM247 186H248V185H247ZM75 187H76V186H75ZM78 187H79V186H78ZM131 187H132V186H131ZM144 187H145V186H144ZM165 187H167V186H165ZM173 187H174V186H173ZM187 187H188V186H187ZM248 187H249V186H248ZM67 188H68V187H67ZM67 188H66V189H67ZM70 188H71V187H70ZM87 188H88V187H87ZM104 188H106V187H104ZM113 188H114V187H113ZM158 188H159V187H158ZM190 188H191V187H190ZM192 188H193V187H192ZM201 188H203V187H201ZM218 188H219V187H218ZM246 188H247V187H246ZM252 188H253V187H252ZM50 189H51V187H50ZM119 189H120V188H119ZM151 189H152V188H151ZM194 189H195V188H194ZM249 189H250V188H249ZM67 190H68V189H67ZM76 190H77V189H76ZM91 190H92V189H91ZM94 190H95V189H94ZM121 190H122V189H121ZM172 190H173V189H172ZM172 190H171V191H172ZM187 190H188V189H187ZM232 190H233V189H232ZM239 190H240V189H239ZM239 190H238V191H239ZM133 191H134V190H133ZM154 191H155V190H154ZM162 191H164V190H162ZM197 191H198V189H197ZM208 191H209V190H208ZM224 191H225V190H224ZM228 191H229V190H228ZM249 191H250V190H249ZM84 192H85V191H84ZM91 192H92V191H91ZM91 192H90V194H91ZM99 192H100V191H99ZM116 192H117V191H116ZM172 192H173V191H172ZM199 192H200V191H199ZM242 192H243V191H242ZM66 193H67V191H66ZM85 193H86V192H85ZM93 193H94V192H93ZM128 193H129V192H128ZM161 193H162V192H161ZM167 193H168V192H167ZM207 193H208V192H207ZM222 193H223V192H222ZM229 193H230V192H229ZM239 193H240V192H239ZM244 193H245V192H244ZM254 193H255V192H254ZM90 194H89V195H90ZM120 194H121V193H120ZM122 194H123V193H122ZM126 194H127V193H126ZM156 194H158V193H156ZM170 194H171V193H170ZM191 194H192V193H191ZM215 194H216V193H215ZM232 194H233V193H232ZM258 194H260V193H258ZM67 195H69V194H67ZM79 195H80V194H79ZM89 195H88V196H89ZM116 195H117V194H116ZM123 195H125V194H123ZM134 195H135V194H134ZM136 195H137V194H136ZM207 195H208V194H207ZM218 195H219V194H218ZM234 195H235V194H234ZM234 195H233V196H234ZM59 196H60V195H59ZM64 196H65V195H64ZM76 196H77V195H76ZM81 196H82V195H81ZM104 196H105V195H104ZM126 196H127V195H126ZM180 196H181V195H180ZM205 196H206V195H205ZM212 196H214V195H212ZM221 196H222V195H221ZM224 196H225V195H224ZM242 196H243V194H242ZM249 196H250V195H249ZM67 197H69V196H67ZM99 197H100V196H99ZM119 197H120V196H119ZM146 197H147V196H146ZM181 197H182V196H181ZM189 197H190V196H189ZM192 197H193V196H192ZM230 197H231V196H230ZM247 197H248V196H247ZM255 197H256V196H255ZM46 198H47V197H46ZM76 198H77V197H76ZM144 198H145V197H144ZM178 198H179V195H178ZM193 198H194V197H193ZM195 198H196V197H195ZM204 198H207V197H204ZM223 198H224V197H223ZM225 198H226V197H225ZM228 198H229V197H228ZM47 199H48V198H47ZM89 199H90V198H89ZM92 199H93V198H92ZM141 199H142V198H141ZM156 199H157V198H156ZM163 199H164V198H163ZM163 199H162V200H163ZM182 199H183V198H182ZM182 199H181V200H182ZM240 199H241V198H240ZM249 199H250V198H249ZM256 199H257V198H256ZM69 200H70V199H69ZM81 200H83V199H81ZM111 200H112V199H111ZM122 200H123V199H122ZM176 200H177V198H176ZM179 200H180V199H179ZM191 200H192V199H191ZM207 200H208V199H207ZM224 200H225V199H224ZM250 200H251V199H250ZM259 200H260V199H259ZM88 201H89V200H88ZM95 201H96V200H95ZM97 201H98V200H97ZM165 201H166V200H165ZM195 201H196V200H195ZM204 201H205V200H204ZM212 201H213V200H212ZM239 201H240V200H239ZM99 202H100V201H99ZM99 202H98V203H99ZM103 202H104V201H103ZM109 202H110V200H109ZM109 202H108V203H109ZM116 202H117V201H116ZM174 202H175V201H174ZM205 202H206V201H205ZM253 202H254V201H253ZM92 203H93V202H92ZM98 203H97V204H98ZM132 203H133V202H132ZM160 203H161V202H160ZM172 203H173V202H172ZM180 203H181V202H180ZM206 203H207V202H206ZM209 203H210V202H209ZM213 203H214V202H213ZM235 203H236V202H235ZM261 203H262V202H261ZM90 204H91V203H90ZM126 204H127V203H126ZM134 204H135V203H134ZM145 204H146V202H145ZM152 204H153V203H152ZM157 204H158V203H157ZM174 204H175V203H174ZM240 204H241V203H240ZM244 204H246V203L244 202ZM81 205H82V204H81ZM85 205H86V204H85ZM102 205H103V204H102ZM116 205H117V204H116ZM138 205H141V204H138ZM149 205H150V204H149ZM178 205H179V204H178ZM182 205H183V204H182ZM202 205H203V204H202ZM221 205H222V204H221ZM223 205H224V204H223ZM32 206H33V205H32ZM67 206H68V205H67ZM90 206H92V205H90ZM90 206H89V207H90ZM118 206H119V205H118ZM126 206H129V205H126ZM132 206L135 207L134 205H132ZM141 206H142V205H141ZM158 206H159V205H158ZM168 206H169V205H168ZM206 206H207V205H206ZM227 206H228V204H227ZM239 206H240V205H239ZM239 206H238V207H239ZM255 206H256V205H255ZM84 207H85V206H84ZM101 207H103V206H101ZM151 207H152V206H151ZM155 207H156V206H155ZM174 207H175V206H174ZM211 207H212V206H211ZM211 207H210V208H211ZM216 207H217V206H216ZM219 207H220V206H219ZM258 207H259V206H258ZM263 207H264V206H263ZM2 208H3V207H2ZM99 208H100V207H99ZM111 208H112V207H111ZM126 208H127V207H126ZM146 208H147V207H146ZM233 208H234V207H233ZM15 209H16V208H15ZM104 209H105V208H104ZM106 209H107V208H106ZM117 209H118V208H117ZM117 209H116V210H117ZM139 209H140V208H139ZM175 209H176V208H175ZM180 209H181V208H180ZM213 209H214V208H213ZM237 209H238V208H237ZM256 209H257V208H256ZM260 209H261V208H260ZM129 210H130V209H129ZM131 210H132V208H131ZM131 210H130V211H131ZM136 210H137V209H136ZM156 210H157V209H156ZM163 210H164V209H163ZM166 210H168V209H166ZM184 210H185V209H184ZM207 210H208V209H207ZM215 210H216V209H215ZM251 210H252V209H251ZM251 210H250V211H251ZM36 211H37V210H36ZM71 211H72V210H71ZM104 211H105V210H104ZM107 211H108V209H107ZM110 211H111V210H110ZM112 211H113V210H112ZM130 211H129V212H130ZM149 211H150V210H149ZM174 211H175V210H174ZM190 211H191V209H190ZM250 211H249V212H250ZM262 211H264V210H262ZM37 212H38V211H37ZM90 212H91V211H90ZM97 212H98V211H97ZM116 212H117V211H116ZM116 212H115V213H116ZM118 212H119V211H118ZM122 212H123V211H122ZM131 212H132V211H131ZM140 212H141V211H140ZM146 212H147V211H146ZM160 212H161V211H160ZM187 212H188V211H187ZM203 212H204V211H203ZM208 212H209V211H208ZM213 212H214V211H213ZM228 212H229V211H228ZM234 212H235V211H234ZM240 212H241V211H240ZM55 213H56V212H55ZM63 213H64V212H63ZM106 213H107V212H106ZM147 213H148V212H147ZM147 213H146V214H147ZM167 213H168V212H167ZM167 213H165V214H167ZM224 213H225V212H224ZM241 213H242V212H241ZM38 214H39V213H38ZM89 214H90V213H89ZM95 214H96V213H95ZM98 214H99V213H98ZM117 214H118V213H117ZM136 214H137V213H136ZM136 214H135V215H136ZM150 214H152V213H150ZM189 214H190V213H189ZM200 214H201V212H200ZM205 214H206V213H205ZM209 214H210V213H209ZM234 214H235V213H234ZM71 215H72V214H71ZM96 215H97V214H96ZM129 215H130V214H129ZM131 215H132V214H131ZM163 215H164V214H163ZM175 215H176V214H175ZM207 215H208V214H207ZM222 215H223V214H222ZM229 215H230V214H229ZM229 215H227V216L229 217ZM243 215H244V214H243ZM259 215H260V213H259ZM46 216H47V215H46ZM48 216H49V215H48ZM98 216H99V215H98ZM208 216H209V215H208ZM216 216H217V215H216ZM225 216H226V215H225ZM255 216H256V215H255ZM61 217H63V216H61ZM119 217H120V216H119ZM119 217H118V218H119ZM126 217H127V216H126ZM137 217H138V216H137ZM140 217H141V216H140ZM204 217H205V216H204ZM211 217H212V216H211ZM34 218H35V217H34ZM44 218H45V216H44ZM93 218H94V217H93ZM142 218H143V217H142ZM164 218H165V217H164ZM184 218H185V217H184ZM184 218H182V219H184ZM186 218H188V217L186 216ZM194 218H195V217H194ZM199 218H200V217H199ZM202 218H203V217H202ZM252 218H253V216H252ZM257 218H258V217H257ZM114 219H115V218H114ZM155 219H156V217H155ZM170 219H171V216H170ZM238 219H239V218H238ZM243 219H244V218H243ZM250 219H251V218H250ZM260 219H261V218H260ZM64 220H65V219H64ZM96 220H97V219H96ZM98 220H99V219H98ZM98 220H97V221H98ZM107 220H108V219H107ZM125 220L127 221V219H125ZM132 220H133V218H132ZM132 220H130V221H132ZM153 220H154V219H153ZM168 220H169V219H168ZM171 220H172V219H171ZM214 220H215V219H214ZM217 220H218V219H217ZM221 220H223V219H221ZM224 220H225V219H224ZM255 220H256V218H255ZM138 221H139V220H138ZM166 221H167V220H166ZM169 221H170V220H169ZM173 221H174V220H173ZM186 221H187V220H186ZM205 221H206V220H205ZM219 221H220V220H219ZM229 221H230V220H229ZM229 221H228V222H229ZM245 221H246V220H245ZM106 222H107V221H106ZM120 222H121V221H120ZM127 222H128V221H127ZM146 222H148V221H146ZM162 222H163V221H162ZM170 222H171V221H170ZM175 222H176V221H175ZM189 222H190V221H189ZM189 222H188V223H189ZM195 222H196V221H195ZM230 222H231V221H230ZM238 222H239V221H238ZM79 223H80V222H79ZM81 223H82V222H81ZM103 223H104V222H103ZM115 223H116V222H115ZM148 223H149V222H148ZM148 223H147V225H149ZM153 223H154V222H153ZM164 223H165V222H164ZM166 223H167V222H166ZM173 223H174V222H173ZM188 223H187V224H188ZM214 223H215V222H214ZM220 223H221V222H220ZM243 223H244V222H243ZM250 223H251V222H250ZM49 224H51V223H49ZM65 224H66V223H65ZM88 224H89V223H88ZM100 224H101V223H100ZM106 224H107V223H106ZM109 224H110V223H109ZM119 224L121 225V223H119ZM135 224H136V222H135ZM143 224H146V223H143ZM203 224H204V223H203ZM210 224H211V223H210ZM228 224H229V223H228ZM113 225H114V224H113ZM115 225H116V224H115ZM130 225H131V223H130ZM133 225H134V224H133ZM133 225H131V226H133ZM139 225L141 226V223H140ZM151 225H152V224H151ZM173 225H174V224H173ZM180 225H181V224H180ZM221 225H222V224H221ZM48 226H49V225H48ZM106 226H107V225H106ZM108 226H109V225H108ZM143 226H144V225H143ZM153 226H154V225H153ZM159 226H160V225H159ZM171 226H172V224H171ZM189 226H190V228H191V225H190V224H189ZM203 226H204V225H203ZM235 226H236V225H235ZM239 226H240V225H239ZM244 226H245V225H244ZM248 226H249V225H248ZM248 226H247V227H248ZM83 227H84V226H83ZM97 227H98V226H97ZM147 227H148V226H147ZM178 227H179V226H178ZM182 227H183V226H182ZM187 227H188V226H187ZM198 227H199V226H198ZM218 227H219V226H218ZM109 228H110V227H109ZM130 228H131V227H130ZM132 228H133V227H132ZM153 228H154V227H153ZM160 228H161V227H160ZM174 228H175V227H174ZM179 228H181V227H179ZM204 228H205V227H204ZM208 228H209V227H208ZM220 228H221V227H220ZM220 228H219V229H220ZM254 228H255V227H254ZM47 229H48V227H47ZM83 229H84V228H83ZM107 229H108V228H107ZM149 229H150V227H149ZM161 229H162V228H161ZM168 229H169V228H168ZM177 229H178V228H177ZM183 229H184V228H183ZM231 229H233V228H231ZM241 229H242V228H241ZM245 229H246V227H245ZM250 229H251V228H250ZM104 230H105V229H104ZM110 230H111V229H110ZM126 230H127V229H126ZM129 230H130V229H129ZM139 230H140V229H139ZM142 230H143V229H142ZM159 230H160V229H159ZM181 230H182V229H181ZM196 230H198V229H196ZM221 230H222V229H221ZM253 230H254V229H253ZM63 231H64V230H63ZM105 231H106V230H105ZM123 231H124V229H123ZM157 231H158V230H157ZM200 231H202V230H200ZM200 231H199V232H200ZM205 231H206V230H205ZM244 231H245V230H244ZM248 231H249V230H248ZM251 231H252V230H251ZM54 232H55V231H54ZM88 232H89V231H88ZM98 232H99V231H98ZM139 232H140V231H139ZM149 232H150V231H149ZM153 232H154V231H153ZM155 232H156V231H155ZM159 232H160V231H159ZM161 232H162V231H161ZM167 232H168V231H167ZM172 232H174V231H172ZM190 232H191V231H190ZM233 232H234V231H233ZM245 232H246V231H245ZM254 232H255V231H254ZM256 232H257V231H256ZM128 233H129V232H128ZM163 233H164V232H163ZM180 233H181V232H180ZM204 233H206V232H204ZM230 233H231V232H230ZM246 233H247V232H246ZM250 233H251V232H250ZM252 233H253V232H252ZM109 234H110V233H109ZM114 234H115V233H114ZM119 234H120V233H119ZM119 234H118V235H119ZM122 234H123V233H122ZM126 234H127V233H126ZM130 234H131V233H130ZM156 234H157V233H156ZM168 234H169V233H168ZM168 234H167V235H168ZM208 234H209V233H208ZM217 234H218V233H217ZM219 234H220V233H219ZM222 234H223V233H222ZM237 234H238V233H237ZM248 234H249V233H248ZM48 235H49V234H48ZM84 235H85V233H84ZM106 235H107V234H106ZM179 235H180V234H179ZM192 235H193V234H192ZM199 235H200V234H199ZM231 235H233V234H231ZM235 235H236V234H235ZM245 235H247V234H245ZM249 235H250V234H249ZM49 236H50V235H49ZM75 236H76V235H75ZM104 236H105V235H104ZM115 236H117V235H115ZM149 236H150V235H149ZM151 236H152V235H151ZM155 236H156V235H155ZM158 236H159V235H158ZM205 236H206V235H205ZM256 236H257V235H256ZM79 237H80V236H79ZM107 237H108V236H107ZM147 237H148V236H147ZM164 237H165V236H164ZM188 237H189V236H188ZM231 237H232V236H231ZM236 237H237V236H236ZM247 237H248V236H247ZM263 237H264V236H263ZM4 238H5V237H4ZM10 238H11V236H10ZM84 238H85V237H84ZM139 238H140V237H139ZM143 238H144V237H143ZM150 238H151V237H150ZM155 238H156V237H155ZM160 238H161V237H160ZM162 238H163V237H162ZM170 238H171V237H170ZM182 238H183V237H182ZM86 239H87V238H86ZM93 239H96V238H93ZM112 239H113V238H112ZM129 239H130V238H129ZM136 239H137V238H136ZM147 239H148V238H147ZM156 239H157V238H156ZM172 239H173V238H172ZM179 239H180V238H179ZM196 239H199V237L196 238ZM201 239H202V238H201ZM206 239H207V238H206ZM236 239H237V238H236ZM245 239H246V238H245ZM249 239H250V238H249ZM121 240H122V239H121ZM123 240H124V239H123ZM137 240H138V239H137ZM149 240H150V239H149ZM154 240H155V239H154ZM261 240H262V239H261ZM30 241H31V240H30ZM76 241H77V240H76ZM80 241H81V240H80ZM105 241L107 242V240H105ZM109 241H110V240H109ZM117 241H118V240H117ZM150 241H151V240H150ZM156 241H157V240H155V242H156ZM263 241H264V240H263ZM84 242H85V241H84ZM88 242H89V241H88ZM92 242H94V241H92ZM112 242H113V241H112ZM119 242H120V241H119ZM119 242H118V243H119ZM123 242H124V241H123ZM138 242H139V241H138ZM147 242H148V241H147ZM163 242H164V241H163ZM180 242H181V241H180ZM182 242H183V241H182ZM184 242H185V241H184ZM190 242H191V240H190ZM239 242H240V241H239ZM244 242H245V241H244ZM71 243H72V242H71ZM71 243H70V244H71ZM96 243H97V242H96ZM127 243H128V242H127ZM136 243H137V242H136ZM139 243H140V242H139ZM156 243H157V242H156ZM156 243H155V244H156ZM168 243H169V242H168ZM193 243H194V242H193ZM97 244H98V243H97ZM122 244H123V243H122ZM132 244H133V243H132ZM141 244H142V243H141ZM149 244H150V243H149ZM162 244H163V243H162ZM174 244H175V243H174ZM238 244H240V243H238ZM244 244H245V243H244ZM244 244H242V245H244ZM252 244H253V243H252ZM258 244H259V243H258ZM262 244L264 245V242H263ZM2 245H3V243H2ZM105 245H106V243H105ZM110 245H111V244H110ZM114 245H115V244H114ZM171 245H172V244H171ZM192 245H193V244H192ZM229 245H230V244H229ZM253 245H254V244H253ZM259 245H260V244H259ZM45 246H46V245H45ZM107 246H108V245H107ZM107 246H106V247H107ZM134 246H135V243H134ZM174 246H175V245H174ZM188 246H189V245H188ZM225 246H226V244H225ZM227 246H228V245H227ZM261 246H262V245H261ZM261 246H260V247H261ZM3 247H4V246H3ZM53 247H54V245H53ZM77 247H78V246H77ZM143 247H144V246H143ZM181 247H182V245H181ZM192 247H193V246H192ZM229 247H230V246H229ZM254 247H255V246H254ZM260 247H259V248H260ZM32 248H33V247H32ZM96 248H97V247H96ZM100 248H101V247H100ZM128 248H129V247H128ZM152 248H153V247H152ZM154 248H155V247H154ZM154 248H153V249H154ZM184 248H185V247H184ZM187 248H188V247H187ZM201 248H202V247H201ZM227 248H228V247H227ZM236 248H237V247H236ZM262 248H263V247H262ZM85 249H86V247L84 248V250H85ZM90 249H91V247H90ZM110 249H111V248H110ZM112 249H113V247H112ZM133 249L135 250V248H133ZM157 249H159V247H158ZM241 249H242V248H241ZM76 250H77V249H76ZM127 250H128V249H127ZM127 250H125V251H127ZM170 250H171V249H170ZM176 250H177V249H176ZM198 250H199V249H198ZM202 250H203V249H202ZM3 251H4V250H3ZM82 251H83V250H82ZM88 251H89V250H88ZM102 251H103V250H102ZM118 251H119V250H118ZM130 251H131V250H130ZM140 251H141V250H140ZM185 251H186V250H185ZM189 251H190V250H189ZM195 251H196V250H195ZM241 251H242V250H241ZM64 252H65V251H64ZM107 252H108V251H107ZM159 252H160V251H159ZM161 252H163V251H161ZM238 252H239V251H238ZM246 252H249V251H246ZM92 253H93V252H92ZM123 253H124V252H123ZM130 253H132V252H129V254H130ZM137 253H138V252H137ZM154 253H155V252H154ZM241 253H242V252H241ZM251 253H252V252H251ZM253 253H254V252H253ZM256 253H257V252H256ZM71 254H72V253H71ZM95 254H96V253H95ZM135 254H136V253H135ZM139 254H140V253H139ZM164 254H165V253H164ZM167 254H168V253H166V255H167ZM180 254H182V253H180ZM238 254H239V253H238ZM245 254H247V253H245ZM249 254H250V253H249ZM257 254H258V253H257ZM79 255H80V254H79ZM89 255H90V254H89ZM97 255H98V253H97ZM149 255H150V254H149ZM159 255H161V254H159ZM178 255H179V254H178ZM182 255H183V254H182ZM252 255H253V254H252ZM19 256H20V255H19ZM24 256H25V255H24ZM90 256H92V255H90ZM103 256H104V254H103ZM113 256H114V255H113ZM113 256H112V257H113ZM133 256H134V255H133ZM140 256H141V255H140ZM154 256H155V255H154ZM184 256H185V255H184ZM262 256H263V255H262ZM8 257H9V256H8ZM25 257H26V256H25ZM54 257H55V256H54ZM71 257H72V256H71ZM124 257H125V256H124ZM131 257H132V256H131ZM151 257H152V256H151ZM174 257H175V256H174ZM195 257H196V256H195ZM227 257H228V256H227ZM231 257H232V256H231ZM238 257H240V256H238ZM248 257H249V255H248ZM250 257H251V256H250ZM256 257H257V256H256ZM51 258H52V257H51ZM87 258H88V257H87ZM91 258H92V257H91ZM91 258H90V259H91ZM113 258H114V257H113ZM148 258H149V257H148ZM165 258H167V257H165ZM202 258H203V257H202ZM244 258H246V257H244ZM257 258H258V257H257ZM14 259H16V258H14ZM19 259H20V258H19ZM25 259H26V258H25ZM47 259H48V258H47ZM77 259H79V258H77ZM84 259H86V258L84 257ZM115 259H116V258H115ZM120 259H122V258H120ZM151 259H153V258H151ZM167 259H168V258H167ZM183 259H184V258H183ZM185 259H186V258H185ZM247 259H248V258H247ZM62 260H63V259H62ZM65 260H66V259H65ZM87 260H88V259H87ZM106 260H107V259H106ZM106 260H105V261H106ZM111 260H112V259H111ZM145 260H147V259H145ZM154 260H155V259H154ZM154 260H152V261H154ZM165 260H166V259H165ZM177 260H178V259H177ZM187 260H188V259H187ZM192 260H193V259H192ZM230 260H231V259H230ZM253 260H254V259H253ZM56 261H57V260H56ZM80 261H81V260H80ZM82 261H83V260H82ZM91 261H92V260H91ZM170 261H171V260H170ZM170 261H169V262H170ZM174 261H175V260H174ZM183 261H184V260H183ZM183 261H182V262H183ZM233 261H234V260H233ZM247 261H248V260H247ZM69 262H70V260H69ZM129 262H130V261H129ZM132 262H133V261H132ZM145 262H146V261H145ZM202 262H203V261H202ZM225 262H226V261H225ZM248 262H249V261H248ZM250 262H251V261H250ZM258 262H259V261H258ZM59 263H60V262H59ZM78 263H79V262H78ZM86 263H87V262H86ZM108 263H109V262H108ZM110 263H111V262H110ZM113 263H114V262H113ZM118 263H119V262H118ZM165 263H166V262H165ZM171 263H172V262H171ZM191 263H192V262H191ZM232 263H233V262H232ZM256 263H257V262H256ZM256 263H255V264H256ZM261 263H262V262H261ZM53 264H54V263H53ZM55 264H56V263H55ZM102 264H104V263H102ZM116 264H117V263H116ZM132 264H133V263H132ZM137 264H138V263H137ZM156 264H157V263H156ZM161 264H162V263H161ZM248 264H249V263H248ZM259 264H260V262H259Z\"/></svg>", "mask_w": 264, "mask_h": 264}]
</instances>
